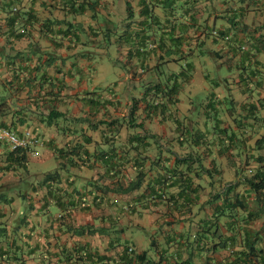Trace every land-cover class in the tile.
I'll return each mask as SVG.
<instances>
[{
	"label": "crops",
	"instance_id": "0c3cea01",
	"mask_svg": "<svg viewBox=\"0 0 264 264\" xmlns=\"http://www.w3.org/2000/svg\"><path fill=\"white\" fill-rule=\"evenodd\" d=\"M4 127L39 156L0 145V264H225L242 224L211 199L264 156V0H0Z\"/></svg>",
	"mask_w": 264,
	"mask_h": 264
},
{
	"label": "trees",
	"instance_id": "16d2710c",
	"mask_svg": "<svg viewBox=\"0 0 264 264\" xmlns=\"http://www.w3.org/2000/svg\"><path fill=\"white\" fill-rule=\"evenodd\" d=\"M240 51H244V48L240 46ZM170 94V93H169ZM170 98V97H168ZM0 129L11 130L9 127ZM225 135L226 130H222ZM234 135V134H232ZM234 144V140L229 138V143L225 148H230ZM257 149H264V135L255 141L254 144ZM12 155V162L16 163L17 166L23 167L26 162V158L23 154L10 152L9 156ZM251 158L253 162L258 164L257 169L252 172L250 176L243 175L238 172L237 179L234 183L225 186L224 190L216 192L212 199L211 204L213 205V214L217 216H226L233 222H240L242 226L239 228L242 234L241 249L231 250L230 261H226L225 264H264V156H254ZM179 160L178 165H187L186 170L192 167L193 159ZM201 165L199 164V168ZM208 176L211 177L209 171H206ZM174 183L182 186V191L188 187L191 183V178H185L177 171L173 176H169L168 180L175 178ZM167 180V179H166ZM142 176H137L136 181L130 189H136L140 186ZM173 184V183H172ZM242 185L245 189L242 194L235 192L237 187ZM220 201V204L218 203ZM215 204V205H214ZM256 220H262L261 227L258 230L249 229V224ZM235 222V223H236ZM232 226L234 223L231 224ZM2 235V234H1ZM235 239L224 240L219 248L226 250L232 248ZM131 250V249H130ZM136 260H140V256L136 257Z\"/></svg>",
	"mask_w": 264,
	"mask_h": 264
},
{
	"label": "built area",
	"instance_id": "2783aa9c",
	"mask_svg": "<svg viewBox=\"0 0 264 264\" xmlns=\"http://www.w3.org/2000/svg\"><path fill=\"white\" fill-rule=\"evenodd\" d=\"M38 144L39 139L29 131H25L22 135L18 136L11 130L0 129V145H5L9 152L37 157L39 153L33 151V148Z\"/></svg>",
	"mask_w": 264,
	"mask_h": 264
},
{
	"label": "rangeland",
	"instance_id": "374dc122",
	"mask_svg": "<svg viewBox=\"0 0 264 264\" xmlns=\"http://www.w3.org/2000/svg\"><path fill=\"white\" fill-rule=\"evenodd\" d=\"M39 153V152H38ZM38 157V156H37ZM29 168H31V169H33L34 167H33V165L31 166V163H30V167Z\"/></svg>",
	"mask_w": 264,
	"mask_h": 264
}]
</instances>
